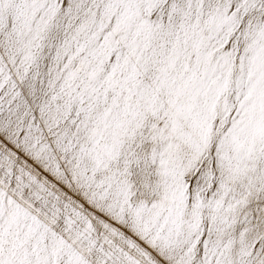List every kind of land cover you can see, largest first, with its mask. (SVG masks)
<instances>
[{
  "label": "snow or ice",
  "instance_id": "snow-or-ice-1",
  "mask_svg": "<svg viewBox=\"0 0 264 264\" xmlns=\"http://www.w3.org/2000/svg\"><path fill=\"white\" fill-rule=\"evenodd\" d=\"M0 264H264V0H0Z\"/></svg>",
  "mask_w": 264,
  "mask_h": 264
}]
</instances>
